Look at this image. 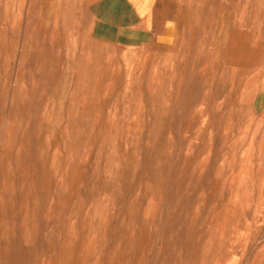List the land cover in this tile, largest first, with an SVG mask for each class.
<instances>
[{"label": "rangeland", "instance_id": "rangeland-1", "mask_svg": "<svg viewBox=\"0 0 264 264\" xmlns=\"http://www.w3.org/2000/svg\"><path fill=\"white\" fill-rule=\"evenodd\" d=\"M0 0V264H264V0Z\"/></svg>", "mask_w": 264, "mask_h": 264}, {"label": "crops", "instance_id": "crops-1", "mask_svg": "<svg viewBox=\"0 0 264 264\" xmlns=\"http://www.w3.org/2000/svg\"><path fill=\"white\" fill-rule=\"evenodd\" d=\"M130 14L137 20L145 21L153 10L154 0H122Z\"/></svg>", "mask_w": 264, "mask_h": 264}]
</instances>
